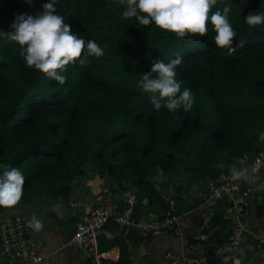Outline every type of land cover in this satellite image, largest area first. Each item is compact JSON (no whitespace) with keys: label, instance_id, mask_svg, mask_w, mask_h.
Here are the masks:
<instances>
[{"label":"trees","instance_id":"obj_1","mask_svg":"<svg viewBox=\"0 0 264 264\" xmlns=\"http://www.w3.org/2000/svg\"><path fill=\"white\" fill-rule=\"evenodd\" d=\"M46 2L0 0V31H13L16 15L34 17ZM225 4L236 32L232 53L215 45L210 22L207 35L179 39L154 23L122 18L126 5L119 0H56V13L74 34L104 50L86 66L67 65L65 84L28 67L21 47L0 35V165L22 172L21 201L41 193L66 198L89 158L121 189L130 184L140 206L159 198L155 170L179 194L187 183H217L221 165L247 163L264 144V25L253 29L245 17L264 13V0H218L212 11ZM177 56L182 65L175 78L195 103L190 111L157 112L149 98L158 93L137 81L154 59ZM176 174L184 179L174 182ZM210 207L201 231L222 246L231 231L229 199L219 197ZM257 208L264 210V193Z\"/></svg>","mask_w":264,"mask_h":264},{"label":"crops","instance_id":"obj_2","mask_svg":"<svg viewBox=\"0 0 264 264\" xmlns=\"http://www.w3.org/2000/svg\"><path fill=\"white\" fill-rule=\"evenodd\" d=\"M240 160L224 164L219 179L233 176V167H244L239 164ZM249 174L259 177L254 184L234 178L237 192L248 188L245 210L240 213L234 207L229 206L228 209L239 221V240L235 247H216L210 240L192 246V236L197 233L203 217L209 214L211 209L205 199L199 206L178 216L177 233L143 235L108 220L96 232L94 248L105 251L112 264H169L165 257L166 252L184 257L203 255L204 259L200 264H264V259L259 256L258 245V236L264 231V210L257 208L264 193V187H261L264 185V161L255 172ZM152 178L159 183V198L142 206L135 201L133 209L136 215L159 214L160 203L163 202L161 193L170 196L172 200L177 197L180 203L207 195L212 181L187 183V189L174 194L172 180L159 170H155ZM182 178L180 174H176L173 181H180ZM129 185L124 184V187H132ZM104 186L111 189L114 200L120 201L122 189L99 174L89 158L81 173L71 179L66 198L53 197L48 193L37 194L27 201H20L14 207L0 208V218L9 212H20L28 220L31 214L35 213L43 221L44 228L39 233L30 229V235L37 243V252L41 259L29 264H78L79 254L70 243V236L79 216L97 203ZM0 264L8 262L0 257Z\"/></svg>","mask_w":264,"mask_h":264},{"label":"clouds","instance_id":"obj_3","mask_svg":"<svg viewBox=\"0 0 264 264\" xmlns=\"http://www.w3.org/2000/svg\"><path fill=\"white\" fill-rule=\"evenodd\" d=\"M31 3L32 0H25ZM126 5L122 18H135L141 26L155 24L159 29L174 33L179 39L186 35H207L210 22L215 32L214 43L217 47L235 51L234 38L236 32L228 19L230 5L225 4L222 11H212L218 0H119ZM56 0H48L42 5V11L34 17L21 13L15 16L10 24L13 31L2 32L0 35L9 41H15L22 49L21 57L28 67H34L59 84H65L67 78L62 75L66 66L79 62L80 66L90 63L89 57L99 58L104 50L94 40L78 37L65 23V18L56 13ZM245 22L255 29L264 25V13L250 12ZM182 65V57L177 56L165 63L154 59L150 69L142 73L137 81L144 91L154 93L150 103L155 111L166 108L169 112L177 109L190 111L195 103L193 93L185 88L181 91V83L176 80V69ZM239 164L245 165L244 160ZM223 167V165H221ZM0 207L11 208L19 204L23 196L25 183L22 172L9 165H0ZM235 179H243L254 184L256 179L249 174L246 166L239 169L233 167ZM264 187V185H261ZM27 227L35 233L44 228L43 221L33 213L26 221Z\"/></svg>","mask_w":264,"mask_h":264},{"label":"built area","instance_id":"obj_4","mask_svg":"<svg viewBox=\"0 0 264 264\" xmlns=\"http://www.w3.org/2000/svg\"><path fill=\"white\" fill-rule=\"evenodd\" d=\"M264 161V144L254 153L252 158L245 163L249 172H255ZM248 188L237 192L234 187V176H227L217 183L211 181L206 198L209 205L222 196H227L229 206L238 212H243L246 206ZM164 207L160 214L148 213L147 216L136 215L133 209L136 201V193L133 187H124L121 190L120 201L112 198V191L104 186L99 193L98 201L88 211L82 213L74 224L70 236V243L79 254L78 264H112L105 251L94 248L95 234L102 225L111 220L124 229H133L143 235H157L177 233L179 230L178 215L175 213L173 201L164 193H161ZM229 209V207H228ZM211 212V210H210ZM209 212V213H210ZM209 214L205 215L198 227L197 233L192 236V246L200 245L210 240L216 247H235L239 240V221L232 213H229L231 231L229 239L222 246L217 245L209 232L201 231ZM26 218L20 212H9L0 218V257L8 262L13 258L37 261L41 255L37 252V243L30 235ZM259 256L264 259V231L258 236ZM169 264H200L203 255L190 257L175 256L165 253Z\"/></svg>","mask_w":264,"mask_h":264},{"label":"water","instance_id":"obj_5","mask_svg":"<svg viewBox=\"0 0 264 264\" xmlns=\"http://www.w3.org/2000/svg\"><path fill=\"white\" fill-rule=\"evenodd\" d=\"M205 198L206 195H203L202 197L192 198L183 203H180L178 201V198L176 197L173 199L175 213L178 216H181L183 213L199 206L205 200ZM31 261L32 260L30 258L28 259L13 258L9 261V264H29Z\"/></svg>","mask_w":264,"mask_h":264}]
</instances>
